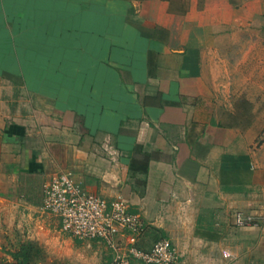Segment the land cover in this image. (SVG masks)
Here are the masks:
<instances>
[{"label":"crops","instance_id":"1","mask_svg":"<svg viewBox=\"0 0 264 264\" xmlns=\"http://www.w3.org/2000/svg\"><path fill=\"white\" fill-rule=\"evenodd\" d=\"M257 27L264 0H0V256L73 237L41 211L69 171L143 215L141 249L168 237L184 264H264V231L234 223L264 214V150L224 124L227 94L253 87L238 33Z\"/></svg>","mask_w":264,"mask_h":264},{"label":"built area","instance_id":"2","mask_svg":"<svg viewBox=\"0 0 264 264\" xmlns=\"http://www.w3.org/2000/svg\"><path fill=\"white\" fill-rule=\"evenodd\" d=\"M41 211L58 217L62 230L75 238L102 241L112 252V260L105 264H184L168 237L158 239L150 250L141 249L138 240L146 229L143 215L132 211L123 197L107 199L87 191L69 171L46 183ZM234 223L264 231V214L236 211ZM222 254L232 258L227 249Z\"/></svg>","mask_w":264,"mask_h":264},{"label":"rangeland","instance_id":"3","mask_svg":"<svg viewBox=\"0 0 264 264\" xmlns=\"http://www.w3.org/2000/svg\"><path fill=\"white\" fill-rule=\"evenodd\" d=\"M181 1L187 3L188 0ZM239 36L252 37L253 42L236 46L235 54L239 61L237 81L241 88L248 84L253 87L251 91L238 90L236 94H231L230 100L227 94L224 124L253 131V148L264 150V27L242 28ZM228 51L229 48L224 51L223 65L226 68L230 63L233 67L235 63V59L229 61ZM257 159L264 164V151L260 152ZM49 234L51 237L46 243L32 238L14 241L2 252L0 264H105L109 260L110 252L103 242L76 239L63 233L60 236H56L59 233ZM162 235L164 233H157V239Z\"/></svg>","mask_w":264,"mask_h":264}]
</instances>
